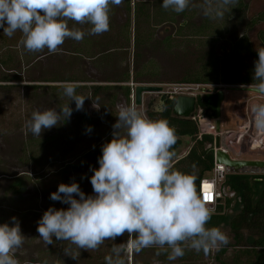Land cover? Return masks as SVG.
Returning a JSON list of instances; mask_svg holds the SVG:
<instances>
[{"label":"rangeland","instance_id":"obj_1","mask_svg":"<svg viewBox=\"0 0 264 264\" xmlns=\"http://www.w3.org/2000/svg\"><path fill=\"white\" fill-rule=\"evenodd\" d=\"M159 1L161 2L150 5L152 11L161 9L163 0ZM246 2H248L246 16H253L258 10L264 8V0H246ZM202 3L203 0H191L186 9L189 15L187 17L182 15L174 17L176 20V22L173 21L174 23L169 21L149 28L148 24H145L143 29L145 35L151 28L150 31L154 35L153 41L145 44L140 50H137L132 42L130 48L125 49L124 58L120 56L118 59L114 55L111 58H106L109 59L108 61H101L103 56H98L100 53L113 49L116 43L123 42L120 27L128 21L129 14L123 5H114L115 10L113 19H110L109 31L100 35L86 34L91 40L88 45L91 49L89 55L95 56L94 59L89 56L77 57L68 52L72 47L68 45L70 39H66L56 53H49L45 49L42 52H32L34 56L29 59L24 50L22 52L24 53L22 55L23 62L21 63L24 68L20 72L16 70L6 71L14 79L7 84L0 82V224L5 222L11 226L12 217L21 219L20 227L25 240L14 254L19 264H52L55 261L58 264H89L90 262L106 264L102 258L98 261L95 260L97 257L105 258L108 253H111L113 243H125L127 240V233H125L117 237L115 241H105L98 250L89 252L76 249L75 245H70L68 241H64L63 246L61 245L59 248L58 246L61 244L59 242L54 241L53 244L47 245L37 232V222L49 207L56 209L69 207L67 204L50 199V194L57 191L59 184H71L75 181L86 196L94 195L90 183L93 172L90 168H99L98 158L102 155V145L108 142L103 138L112 131V125L117 121V101H119L118 105L124 104V102L121 100L123 95L121 90L106 89L101 90V93L96 95L93 87L114 84L112 81L121 79L122 73L127 69L133 73L136 70L143 71L141 81L153 79L155 84H181L184 83L182 80L185 76L198 68V57L210 53L224 55L230 51V47L238 39H242L243 44L248 42V50L240 53L242 62L249 65L255 63L257 51L264 46L257 35L260 29H264V22L247 30L240 29V26L236 28L229 26L225 39L205 47H197L195 44L188 45L185 38L182 39L183 41L177 38L179 31L177 30V32L176 28L179 24L185 23L188 26L184 30L187 33L191 32L190 29H195L201 24L204 16L200 7ZM69 28L71 29V26ZM87 31L88 29L85 32L87 33ZM168 35L176 37L180 41V47L175 44V48H166L156 44ZM7 42L18 45V41L14 38H9ZM12 57V62H20V55L17 54L16 49L13 51ZM2 73L3 71L0 69V78ZM57 75H62V77L76 76L86 81L78 83L79 87L86 88L76 92L77 95L91 98L85 100L83 110H75V101H69V98L64 95L62 86V88L54 90L43 88L56 85L43 80ZM19 77L23 81L31 80L34 82H17ZM34 83L44 86H39L41 87L39 89L27 86ZM140 84H145V82ZM224 89L226 95L221 106V128L233 130L245 122L242 119L244 100L253 96L254 93L230 90L228 87ZM145 96L147 97L148 94ZM68 103L73 109L70 119L62 121L61 124L51 129L42 131L41 137L32 135L26 128V121L31 118L33 111H43L50 108L59 111L61 106ZM93 103L97 108L93 107ZM256 103H264V101L254 100L252 105ZM86 112L94 113L95 116L89 125L83 118V113ZM144 112L146 114V111ZM88 126L92 128L90 133L87 132ZM45 141L47 142L45 143ZM191 144L192 141L189 136L183 137L182 145L174 151L175 157L177 156L175 159L183 156ZM235 150L239 156L244 157L243 159L264 161V149L252 153L246 152L245 154L238 153L239 147H236ZM31 155L33 158L29 159L28 156L31 157ZM230 155L234 158L233 154ZM18 176L25 178L26 189L21 194L22 196L17 198L12 195L9 185ZM225 194L227 197H234V193L227 189H225ZM239 209L238 199L233 198L232 206L226 212V220L219 227L229 237L227 245L213 249L207 255L203 251L190 250L191 254L186 255L187 260L177 258L173 261L168 260L167 264H221V261L227 262V264H235L237 248L232 246L234 240L228 225L230 218ZM65 248L79 251L78 260L66 256L64 254ZM224 249H226V253L222 255L221 251ZM134 253H130L126 257L128 264H162V261L164 263V260L158 259V255L154 251ZM218 254L222 260L216 259Z\"/></svg>","mask_w":264,"mask_h":264},{"label":"clouds","instance_id":"obj_2","mask_svg":"<svg viewBox=\"0 0 264 264\" xmlns=\"http://www.w3.org/2000/svg\"><path fill=\"white\" fill-rule=\"evenodd\" d=\"M236 0H203L205 16L223 18L228 6ZM123 0H0V28L11 38L20 32L19 45L28 52L56 53L66 39L82 41L87 35H100L110 28V6ZM191 0H163L161 7L184 12ZM69 21L91 25L87 31L69 28ZM258 52L253 80L254 90L264 96V48ZM64 95L75 101L76 111L83 110L90 97L77 95L75 82L65 81ZM93 107H96L93 103ZM97 108V107H96ZM117 121L112 125V139L102 145L99 168H90L94 195H85L78 183H61L50 199L69 205L67 209L49 207L37 222L39 237L47 244L68 241L76 249L95 251L105 241H115L127 233L125 243L112 244L106 264H126V257L144 248L156 247L167 253L169 261L195 250L205 255L229 243L219 227H206L211 209L198 195L193 173L173 169L176 143L174 129L166 119H151L136 105H117ZM73 109L68 104L59 108L33 111L26 128L41 137L70 119ZM254 125L264 132V103L253 105ZM88 126L87 132H91ZM78 197V198H77ZM0 224V264H19L15 251L25 240L16 217ZM73 260L79 251L64 249Z\"/></svg>","mask_w":264,"mask_h":264},{"label":"trees","instance_id":"obj_3","mask_svg":"<svg viewBox=\"0 0 264 264\" xmlns=\"http://www.w3.org/2000/svg\"><path fill=\"white\" fill-rule=\"evenodd\" d=\"M156 2L160 3L161 1L123 0L122 5L129 14L128 21L120 27L123 42L121 41L116 43L113 49L105 50L106 52L100 53L98 56H103L100 59L101 61H108L109 59L106 58H111L114 55V57H117L118 59L120 56H123L124 58L126 54L125 49L130 48L132 42L133 46L137 50H140L145 44L153 41L154 35L150 31L151 28L147 32V35H145V31L143 30L145 28V24H148L149 28L152 26H158L164 22L174 21V17L177 15L185 17L189 15L187 10L182 13H176L171 9L165 10L162 7L159 11H152L150 5H155ZM113 6L114 5L110 6V19H113L112 16L115 10ZM247 6L248 2H246V0H236L233 5L228 6L229 10L225 12L223 18L212 19L204 15L202 17L201 24L195 29H190V33L184 31L188 27L187 25H181L179 27V35L177 38L180 41H183L182 39L185 38V41H188V45L195 44L197 47H205L225 39L229 26L234 28L240 26V29H251L254 24L264 19V17L260 16L255 19L248 20L246 17ZM69 26H71V28H79L82 31L85 29L89 30L91 27L89 24L79 25L73 21H69ZM21 35L22 34L20 32H16L13 37H11L18 41V45H12L7 42L9 37L3 34V29L1 28L0 30V52L2 53L0 55V69L3 71L0 82L3 84L12 82L14 79L13 76H9L7 72H12V70L20 72L24 68L21 63L23 62L22 55L24 54L22 52H24L25 49L19 45ZM177 38L169 36L164 41H160V43L157 42L156 44L163 45L166 48H175V44L180 47V41H178ZM259 38L262 40L264 45V30L259 32ZM90 42L91 40L88 39L87 35H85L83 40L79 42L70 39L68 41V45H70L72 49L68 52L76 55L77 57L89 56L94 59L95 56L89 55V51L91 49L88 45ZM243 43L244 41L242 39H238L232 45V50L224 55L210 53L209 55L198 57V68L193 70L189 75L185 76L182 81L187 83L216 84L226 86H255L259 83V81L253 80L255 63L251 65L243 63L240 57L241 51L248 50V42H245V44ZM123 44H125L124 47ZM15 49L17 50V54L20 55L19 63L17 61L12 62V53ZM25 54L29 56V59L34 56L32 52L28 51H26ZM256 56L257 61L258 53ZM143 74V71L136 70L135 73L131 75V71L127 69L122 73V78L117 81L123 83L128 82L131 77L138 80L143 76ZM18 79L19 80H16L17 82H34L31 80L23 81L20 77ZM43 81L56 84L47 88L43 87L47 90L62 88L61 85L65 81L75 82L78 85L75 90L76 92L79 91V89L86 88L79 87L80 85L78 83L86 81H84L83 78H78L76 76L62 77V75H57L52 78L47 77ZM27 86L39 89L41 88L39 86L44 85H37L34 83L28 84ZM125 93L126 96L129 97L130 87H126ZM217 99L218 96L212 94L199 97L198 108L202 110L203 117L212 119L216 118ZM149 118L154 120L166 119L169 122V125L174 129L176 143L173 145L171 151L177 150L182 145L183 137L189 136L191 138L192 144L188 153L176 160V162L172 165L174 170L187 174H192V166L193 164L196 165L195 186L197 193L200 196L201 180L204 177H208L214 168V153L212 149L214 140L213 137L211 135H204L203 137L198 138V127L196 122L192 119L175 118L170 115H163L160 117L149 115ZM46 142L47 141H45V143ZM32 156L33 155H31V157L28 156V158L32 159ZM24 180V177H19L13 180L9 185V190L12 192V195L17 198L22 196L21 194L26 189ZM223 187H225L228 191H232L234 193V197L229 198L226 196L222 199V201L217 205L216 210L213 212L206 227H220L226 220V212L231 208L233 198H237L240 209L229 220L230 232L235 240L233 246L237 248L235 264H264V174L227 173ZM17 219L19 222L21 221V219ZM55 242L61 243L58 248L61 247L62 243H64V241ZM222 252L224 254L225 250ZM186 254H189V252H186ZM101 258L104 262H106L103 257H97L95 261H98V259ZM52 264H58V262L56 263L55 261ZM89 264H96V262H90ZM222 264H227V262L223 261Z\"/></svg>","mask_w":264,"mask_h":264},{"label":"built area","instance_id":"obj_4","mask_svg":"<svg viewBox=\"0 0 264 264\" xmlns=\"http://www.w3.org/2000/svg\"><path fill=\"white\" fill-rule=\"evenodd\" d=\"M203 86L202 84L181 83L173 85L170 88L164 87V93H167L171 100L175 99L177 93H190L198 92ZM226 86V85H222ZM254 100L264 101V96L254 93L253 96L244 100V107L242 111V119L245 120L243 125L236 127L233 130L218 131L216 126V119L206 118L202 116V110H196L194 116L191 118L196 122L198 127V138L204 135H211L213 137L212 149L214 153V168L208 177L201 180V193L202 200L211 208L213 212L216 210L217 205L225 196V187L223 183L226 179L227 170L223 164L217 162L216 154L219 150L234 155L233 159H243L236 152V147H239V154L246 152H254L256 150L264 149V132H259L254 125V114L252 112V102ZM258 102V101H257ZM257 104V103H256ZM253 131V132H252ZM219 137L220 145L216 146V138ZM231 156V155H230ZM209 199H205V197Z\"/></svg>","mask_w":264,"mask_h":264},{"label":"flooded vegetation","instance_id":"obj_5","mask_svg":"<svg viewBox=\"0 0 264 264\" xmlns=\"http://www.w3.org/2000/svg\"><path fill=\"white\" fill-rule=\"evenodd\" d=\"M248 7V6H247ZM247 7H246V10H247ZM246 15H247V13H246ZM178 16H181V15H177L176 17H178ZM260 16H262V17H264V8L263 9H261V10H258L253 16H246L247 17V19L248 20H252V19H255V18H258V17H260ZM174 22H176V20H174ZM173 21H171V23H174ZM262 22H264V19H262L261 21H259V22H257L256 24H254L253 25V27L252 28H254L256 25H258L259 23H262ZM186 26V24L184 23V24H179V26H177V28H176V31L178 30L179 31V27L180 26ZM251 28V29H252ZM244 29V28H243ZM244 30H247V29H244ZM261 30H264V29H260L259 31H258V39H260L259 38V32L261 31ZM175 31V32H176ZM177 31V32H178ZM169 36H172V35H168L167 37H169ZM167 37H165V38H163L162 40H160V41H164ZM261 40V39H260ZM160 41H159V43H160ZM261 42H262V40H261ZM263 43V42H262ZM232 50V47H230V51ZM229 51V52H230ZM229 52H227V53H229ZM226 53V54H227ZM134 73L133 72H131V75H133ZM119 80V79H118ZM138 81V82H137ZM112 82H114V84H108V85H96L95 87H93V91H94V94H96V95H98L99 93H101V90H106V89H117V90H121L122 91V96H121V100L124 102V105H136V103H135V89H136V87L138 86V85H140V83H141V78L140 79H138V80H135V79H133V77H131V79L128 81V82H119V81H112ZM143 82H145V84H147V85H159V86H161V87H171V86H173V84H169V85H164V84H155L156 82H154V80L153 79H149V81H143ZM183 82V81H182ZM184 83H187V82H184ZM190 84H197V83H190ZM199 84H201V83H199ZM177 85V84H176ZM202 85H205V86H203L198 92H193V95H195L197 98H198V100H199V97H204L205 95H207V94H212V95H217L218 96V91L219 90H221V89H224L225 87H229V86H222V85H216V84H202ZM130 87V93H129V97H127L126 96V87ZM99 87V88H98ZM165 87V88H166ZM202 89H205L207 92H202L201 90ZM208 90H211V92H208ZM225 90V89H224ZM162 93H163V91H162ZM145 94H148V96L146 97L145 96ZM144 95H143V104H142V106L141 107H139V106H137L136 105V107L138 108V109H143V111H146V115L149 117V115H153V116H156V117H160V116H163V115H170V116H172V117H175V118H178V117H176V116H174L173 114H172V109H171V106H172V102L174 101V100H171L170 99V97L168 96V102H167V104L166 105H164L163 104V102L161 101V98H160V95L158 94V93H145ZM179 95H191L190 93H188V94H185V93H177L176 94V96H175V98L177 97V96H179ZM226 95V94H225ZM118 103H119V101H117V104H116V107H117V105H118ZM223 103V102H222ZM112 104H113V102H112ZM196 110L198 111V110H201V109H199L198 108V101H197V108H196ZM84 114V121L86 122V124L87 125H89L93 120H94V118H95V116L91 113L90 114V112H86V113H83ZM212 119V118H211ZM216 119V118H215ZM112 132H113V129H112V131L111 132H109L108 134H107V136H105L104 138H103V140H108V142L112 139L111 138V135H112ZM175 162V161H174ZM174 162H172V164L174 163ZM19 177H22V176H18V177H16V178H19ZM25 179V178H24ZM15 180V179H14ZM24 181H26V180H24ZM226 189V188H225ZM226 197V194H225V196H224V198ZM223 198V199H224ZM229 198H231V197H229ZM222 201V200H221ZM220 201V202H221ZM225 222V221H224ZM223 222V223H224ZM222 223V224H223ZM221 224V225H222ZM229 226V225H228ZM230 228V227H229ZM127 239H128V235H127ZM234 240V239H233ZM127 241V240H126ZM235 243V240H234V242H233V244ZM233 246V245H232ZM225 250V252H224V254L226 253V249H224ZM146 251H154V252H156V254H157V252L158 251H160L158 248H156V247H149V248H144L142 251H141V253H143V252H146ZM223 251V250H222ZM221 251V254L223 255V252ZM186 252H189V254H191V251L190 250H185V256L183 255L182 257H180L182 260H187V257H186ZM111 253H108L107 255H110ZM132 254H133V252H132ZM131 254V255H132ZM135 254V253H134ZM221 255V256H222ZM218 257V258H217ZM161 259V261L162 260H164V263H163V261H162V264H167V262H168V258H167V253L166 252H161V254L160 255H158V259ZM220 258V260H222L221 259V257L219 256V254L218 255H216V259H219ZM160 261V260H159ZM126 263L128 264V261H127V259H126ZM134 264H136V263H134ZM137 264H139V263H137ZM147 264V263H146ZM221 264H222V261H221Z\"/></svg>","mask_w":264,"mask_h":264},{"label":"water","instance_id":"obj_6","mask_svg":"<svg viewBox=\"0 0 264 264\" xmlns=\"http://www.w3.org/2000/svg\"><path fill=\"white\" fill-rule=\"evenodd\" d=\"M228 89L236 91H245L257 93L254 86H229ZM164 88L159 85L140 84L135 89V103L141 107L143 104V95L145 93H158L164 105L168 102V94L162 93ZM202 92H207L205 89ZM211 92V90H208ZM225 98V90L218 91L216 104V126L218 131L221 129V106ZM198 98L195 95H179L172 102V114L178 118L191 119L197 108ZM220 139L216 138V146L219 147ZM217 162L226 167L227 173H246V174H264V161H255L248 159H233L228 153L219 150L216 154Z\"/></svg>","mask_w":264,"mask_h":264},{"label":"crops","instance_id":"obj_7","mask_svg":"<svg viewBox=\"0 0 264 264\" xmlns=\"http://www.w3.org/2000/svg\"><path fill=\"white\" fill-rule=\"evenodd\" d=\"M189 149V148H188ZM188 153V151L183 155V156H185L186 154ZM183 156H180L178 159H180L181 157H183ZM177 157V156H176ZM176 157H174V159L172 160V162H176V160H178V159H175Z\"/></svg>","mask_w":264,"mask_h":264},{"label":"snow or ice","instance_id":"obj_8","mask_svg":"<svg viewBox=\"0 0 264 264\" xmlns=\"http://www.w3.org/2000/svg\"><path fill=\"white\" fill-rule=\"evenodd\" d=\"M205 199H209V197L206 196Z\"/></svg>","mask_w":264,"mask_h":264}]
</instances>
